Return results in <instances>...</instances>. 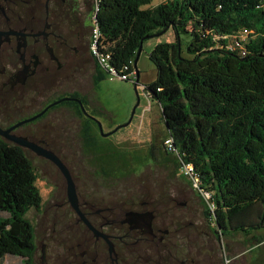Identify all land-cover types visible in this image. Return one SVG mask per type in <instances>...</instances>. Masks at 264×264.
<instances>
[{"label": "trees", "instance_id": "trees-1", "mask_svg": "<svg viewBox=\"0 0 264 264\" xmlns=\"http://www.w3.org/2000/svg\"><path fill=\"white\" fill-rule=\"evenodd\" d=\"M151 2L96 0L99 51L111 55L119 73L128 65L133 78L141 77L139 48L173 29L176 40L157 44L150 54L157 77L145 90L162 108L174 163L181 171L193 165L199 192L210 195L204 213L210 221L216 217V234L228 227L246 233L264 228V0H165L145 8ZM245 29L248 37L235 39L243 53L233 39ZM95 59L100 83L105 75ZM92 134V126H84L85 145L99 154L102 146ZM155 150L151 143L150 153ZM118 153L103 157L106 177L120 171ZM37 181L24 150L0 139V264L7 255L34 264L29 213L43 203Z\"/></svg>", "mask_w": 264, "mask_h": 264}, {"label": "flooded vegetation", "instance_id": "flooded-vegetation-1", "mask_svg": "<svg viewBox=\"0 0 264 264\" xmlns=\"http://www.w3.org/2000/svg\"><path fill=\"white\" fill-rule=\"evenodd\" d=\"M87 19L82 0H0V139L28 140L38 149L53 151L69 168L79 212L69 202L67 180L58 166L35 148L16 145L63 178L60 206L71 211L64 214L71 216L66 226L74 228L69 251L74 250L75 264H189V258L179 256L171 222L159 219L153 202L142 201L135 208L124 196L99 198L92 185L80 186V168L75 159H67L76 152L68 150L75 147L72 143L84 137V126L91 125L98 139L100 121L77 86L86 74L98 73ZM62 108L71 119L64 126ZM42 251L45 258L46 244Z\"/></svg>", "mask_w": 264, "mask_h": 264}, {"label": "rangeland", "instance_id": "rangeland-1", "mask_svg": "<svg viewBox=\"0 0 264 264\" xmlns=\"http://www.w3.org/2000/svg\"><path fill=\"white\" fill-rule=\"evenodd\" d=\"M163 1L165 0H152L145 8ZM95 7L96 0H82L83 15L88 17L87 24L90 23L87 27L89 46L94 42L97 27ZM175 40L173 29H169L146 41L137 62L141 73L137 86L136 78L122 80L104 69L105 79L100 83L91 77L95 70L86 74L82 83L77 86L89 100V105L95 109L104 133L108 134L117 127L128 124L107 136L98 128L97 141L103 150L99 154L85 145L84 137L73 142L75 147H69L68 150L76 152L67 159H75V165L80 168V186L85 188L92 185L99 198L104 194L115 199L124 196L122 198L135 208L140 207L142 201L153 202V206L158 208L159 219L171 222L169 227L174 230L172 238L179 256L182 259L189 258V264H264V228L250 229L246 233L228 227L224 234H216L220 232L216 217L213 216L210 221L204 213L205 202L210 196L205 193L202 195L196 184L177 168L174 163L176 152L165 151L166 140L170 138L162 108L158 101L147 96L143 85L146 87L157 77L156 63L150 59L155 46ZM183 41L184 55L189 57L188 38L185 35ZM95 74L97 76L98 73ZM61 110L63 115L60 122L64 126L71 119L66 108ZM52 132L56 133L58 130ZM151 143L156 145L155 154L150 153ZM111 151L120 152L116 161L121 169L117 175L106 177L101 172V161ZM30 159L37 167V185L43 198L41 208L29 213L37 243L34 264H75L72 258L74 250L69 251L75 240L74 228L66 226L71 216L64 214L71 211L67 206H60L63 202L60 200L63 178L46 162ZM122 159H126L128 165L122 163ZM43 244H46L45 258ZM20 260L7 255L5 263L22 264Z\"/></svg>", "mask_w": 264, "mask_h": 264}, {"label": "built area", "instance_id": "built-area-1", "mask_svg": "<svg viewBox=\"0 0 264 264\" xmlns=\"http://www.w3.org/2000/svg\"><path fill=\"white\" fill-rule=\"evenodd\" d=\"M95 22H96V20H95ZM249 33L250 32L247 29H245V30L241 31L239 35H237L238 38L236 36H234V39H233V42H235L236 45L237 44L240 45V47H241L240 49L243 50V53H245L244 46L241 45L240 42H238L237 40L235 41V39L245 40L248 37ZM98 38H99V30H98V26H97L95 28V37H94L93 44H91V50H92V54L97 58V62L102 67V69H104L105 71H108V73H111L113 75L120 77L122 80H133L134 79L133 75H135V72H130V67L128 65H126L120 71L121 73H119L110 63L111 55L108 53H101L99 51ZM143 88L146 89V87L144 85H143ZM147 96L148 97L151 96L150 92H147ZM166 145L168 146L169 150H173V151L176 150L174 145H173V140L171 138L166 140ZM182 173L186 177L190 178L196 184L197 189L199 188V178L197 177V173L195 172L192 164H184L182 167ZM205 194L210 196L208 193H205Z\"/></svg>", "mask_w": 264, "mask_h": 264}, {"label": "water", "instance_id": "water-1", "mask_svg": "<svg viewBox=\"0 0 264 264\" xmlns=\"http://www.w3.org/2000/svg\"><path fill=\"white\" fill-rule=\"evenodd\" d=\"M142 48H143V46H141L139 48L137 58L135 59V67H137V62H138L140 53L142 51ZM139 81H140V75L138 74L137 78H136V86L139 84ZM58 102H56V103H58ZM83 110L85 111L84 107H83ZM36 117H34V118H36ZM27 121H29V120H27ZM98 124H99V128H100L101 133L103 135L107 136V135L117 131L120 127L126 126L128 123H125L122 126L117 127L116 129H114L112 132H110L108 134L104 133L102 123L98 122ZM0 135H4V132L1 129H0ZM8 142L15 144V145H19L21 147L35 148L43 156H45L46 158L53 161L54 164H56L58 166L59 170L62 172V174L65 176V178L67 180V188H68V194H69V198H70V200H69L70 204L72 205V207L77 212H79V200L77 198L76 184H75L74 180L72 179L69 168L65 165V163L61 160V158L58 155H56L53 151H50V150L38 149L32 142H29L28 140H25V139H9Z\"/></svg>", "mask_w": 264, "mask_h": 264}]
</instances>
